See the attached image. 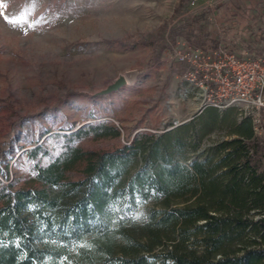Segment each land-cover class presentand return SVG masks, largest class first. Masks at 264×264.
I'll return each instance as SVG.
<instances>
[{
  "label": "trees",
  "instance_id": "1",
  "mask_svg": "<svg viewBox=\"0 0 264 264\" xmlns=\"http://www.w3.org/2000/svg\"><path fill=\"white\" fill-rule=\"evenodd\" d=\"M183 35L193 46L220 43L199 26ZM206 109L155 138L137 132L116 153L90 155L75 180L68 172L87 153L79 142L121 129L96 107L77 127L53 121L59 130L19 152L40 185L0 179V264H264V147L251 118ZM139 158L153 169L132 172ZM149 198L156 206L139 224L130 217Z\"/></svg>",
  "mask_w": 264,
  "mask_h": 264
},
{
  "label": "rangeland",
  "instance_id": "2",
  "mask_svg": "<svg viewBox=\"0 0 264 264\" xmlns=\"http://www.w3.org/2000/svg\"><path fill=\"white\" fill-rule=\"evenodd\" d=\"M191 26L242 48L231 36L264 34V0H0V166L8 169L0 179L14 188L40 185L19 152L42 140L46 128L59 130L53 121H90L94 107L121 135L81 140L86 157L70 179L84 177L90 155L116 153L137 132L155 138L189 117V103L171 86L184 70L174 48ZM119 75L124 86L93 95ZM134 164L132 172L153 169L141 158ZM155 206L151 198L140 202L130 218L143 224Z\"/></svg>",
  "mask_w": 264,
  "mask_h": 264
},
{
  "label": "built area",
  "instance_id": "3",
  "mask_svg": "<svg viewBox=\"0 0 264 264\" xmlns=\"http://www.w3.org/2000/svg\"><path fill=\"white\" fill-rule=\"evenodd\" d=\"M252 45L249 40L242 48L220 41L204 48L178 40L175 55L184 66L179 95L198 102L200 110L209 105L234 108L239 118H251L255 136L264 146V39L259 50Z\"/></svg>",
  "mask_w": 264,
  "mask_h": 264
},
{
  "label": "crops",
  "instance_id": "4",
  "mask_svg": "<svg viewBox=\"0 0 264 264\" xmlns=\"http://www.w3.org/2000/svg\"><path fill=\"white\" fill-rule=\"evenodd\" d=\"M231 38L234 40V42L237 41L238 44H240V43L243 44L244 41H246V40H247V41H248V40H249V41H252V42H253V45H252L250 48L255 49V50H259V49H260V43H261L262 40L264 39V34H261V36H260L259 33L256 32V33H253L251 37H250L249 35H247L246 33H244L243 35L235 34L234 36H233V34H232ZM220 41H222V40H220ZM239 41H240V42H239ZM230 42H231V41H230ZM237 46H238V45H237ZM240 46H241V44H240ZM182 72H183V71H182ZM171 87H173L174 89H176L177 94H179V90H180V88L182 87V84H181V82H180V78H179V80H178L177 82L173 83ZM183 100H184V99H183ZM184 101H186L187 103H189V105H190V109H191L192 111H191V113L189 114V117L183 119L182 121H186V120H188V118H191L192 116L203 115V114H205V111L207 110L206 108L211 107V106L209 105V106H206L205 108H203L202 110H200V109L198 108V102H195V101H193V100H184ZM219 111L221 112V113H220L221 116H223V115L227 112V111H224V109H223V110L219 109Z\"/></svg>",
  "mask_w": 264,
  "mask_h": 264
},
{
  "label": "water",
  "instance_id": "5",
  "mask_svg": "<svg viewBox=\"0 0 264 264\" xmlns=\"http://www.w3.org/2000/svg\"><path fill=\"white\" fill-rule=\"evenodd\" d=\"M128 82L124 75H119L112 83H110L106 88L95 92L93 95H104L117 91L119 88L124 86Z\"/></svg>",
  "mask_w": 264,
  "mask_h": 264
}]
</instances>
